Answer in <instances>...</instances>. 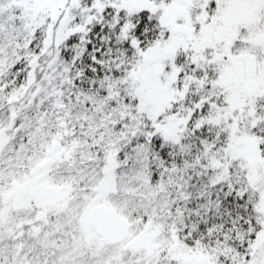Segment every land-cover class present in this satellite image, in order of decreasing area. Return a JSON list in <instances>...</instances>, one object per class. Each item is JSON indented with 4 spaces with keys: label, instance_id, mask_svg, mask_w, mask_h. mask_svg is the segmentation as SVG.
<instances>
[{
    "label": "snow or ice",
    "instance_id": "snow-or-ice-1",
    "mask_svg": "<svg viewBox=\"0 0 264 264\" xmlns=\"http://www.w3.org/2000/svg\"><path fill=\"white\" fill-rule=\"evenodd\" d=\"M0 264H264V0H0Z\"/></svg>",
    "mask_w": 264,
    "mask_h": 264
}]
</instances>
